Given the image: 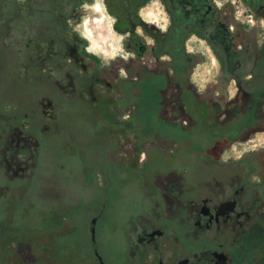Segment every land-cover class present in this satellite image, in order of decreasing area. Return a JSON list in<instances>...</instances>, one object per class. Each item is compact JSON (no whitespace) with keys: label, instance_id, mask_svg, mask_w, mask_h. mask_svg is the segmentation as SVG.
I'll return each instance as SVG.
<instances>
[{"label":"flooded vegetation","instance_id":"obj_1","mask_svg":"<svg viewBox=\"0 0 264 264\" xmlns=\"http://www.w3.org/2000/svg\"><path fill=\"white\" fill-rule=\"evenodd\" d=\"M104 1L95 56L55 38L63 98L39 103L56 119L84 104L91 134L67 133L43 167L59 129L0 116V264H264V0H241L249 27L234 2L162 0V26L151 0Z\"/></svg>","mask_w":264,"mask_h":264},{"label":"rangeland","instance_id":"obj_2","mask_svg":"<svg viewBox=\"0 0 264 264\" xmlns=\"http://www.w3.org/2000/svg\"><path fill=\"white\" fill-rule=\"evenodd\" d=\"M217 1L234 2L237 6V16L248 20L247 27L251 26L252 15L247 16L250 12L245 11L241 0ZM55 2L56 0H0V116H10L12 124L23 125L29 130H45V134L56 128L59 129L58 133L51 131L46 138L47 146L42 149L40 161V166L43 167H51L53 162L62 160L63 154L59 156L58 153L60 151L64 153L68 151V148L63 146L57 149V146L61 145V139L67 133L80 136L91 134L90 118L84 116L85 110L82 103L73 100L65 102L60 107L57 119L56 116L41 114L39 103L42 98H45L46 102L50 101L51 105H54L59 98L53 84L54 80L57 81L60 77L54 67L56 65L55 38L63 33L69 38L74 33L86 46L81 54L95 56L96 45H102V43L93 40L94 32L87 23L89 10L97 11L96 6L101 5V10L97 12L101 17L107 18L109 26L115 17L110 14L104 0L78 1L76 8L84 13L80 17L73 13L69 14L70 8L66 7L67 9L62 10L56 8ZM67 3L63 4V7L67 6ZM162 5V0H151L146 4L144 14L148 20L165 26L168 17ZM151 9L156 10L155 16L150 15ZM68 14L67 21L64 20L65 30L63 18ZM75 18L76 23L73 21ZM109 20L112 21L111 24ZM262 28H264V21ZM201 46L202 44L199 47L202 48ZM89 48L91 51L88 50ZM110 49L114 53L122 52L120 44L111 46ZM43 55H47L46 59ZM61 57L63 60L64 57ZM204 74H208L207 71ZM72 75L74 76L72 80L78 85L80 81L88 82L94 74L76 71ZM61 98L63 96L59 100ZM53 111V108L50 109L51 114L55 112ZM258 139L263 140L261 136ZM44 176L47 175L38 174L37 184L45 181Z\"/></svg>","mask_w":264,"mask_h":264},{"label":"trees","instance_id":"obj_3","mask_svg":"<svg viewBox=\"0 0 264 264\" xmlns=\"http://www.w3.org/2000/svg\"><path fill=\"white\" fill-rule=\"evenodd\" d=\"M68 2V3H67ZM65 3H67V6H64L63 7V4H65ZM71 3H73V1H71V0H56V2L54 3L55 4V7L56 8H59V9H67L68 8V6H70L71 5ZM67 7V8H66Z\"/></svg>","mask_w":264,"mask_h":264},{"label":"clouds","instance_id":"obj_4","mask_svg":"<svg viewBox=\"0 0 264 264\" xmlns=\"http://www.w3.org/2000/svg\"><path fill=\"white\" fill-rule=\"evenodd\" d=\"M96 10H97V11H100V10H101V5L98 4V5L96 6ZM101 18L103 19V17H101ZM109 23L111 24L112 21L109 20ZM88 50L91 51V48H89Z\"/></svg>","mask_w":264,"mask_h":264},{"label":"bare ground","instance_id":"obj_5","mask_svg":"<svg viewBox=\"0 0 264 264\" xmlns=\"http://www.w3.org/2000/svg\"><path fill=\"white\" fill-rule=\"evenodd\" d=\"M149 13H150L151 16H155L156 15V10L155 9H151L149 11Z\"/></svg>","mask_w":264,"mask_h":264}]
</instances>
